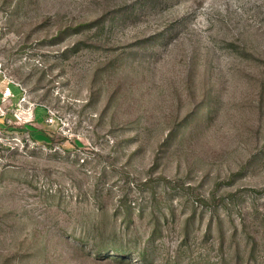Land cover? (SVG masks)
<instances>
[{
	"label": "rangeland",
	"instance_id": "374dc122",
	"mask_svg": "<svg viewBox=\"0 0 264 264\" xmlns=\"http://www.w3.org/2000/svg\"><path fill=\"white\" fill-rule=\"evenodd\" d=\"M0 264H264V0H0Z\"/></svg>",
	"mask_w": 264,
	"mask_h": 264
},
{
	"label": "crops",
	"instance_id": "0c3cea01",
	"mask_svg": "<svg viewBox=\"0 0 264 264\" xmlns=\"http://www.w3.org/2000/svg\"><path fill=\"white\" fill-rule=\"evenodd\" d=\"M1 89H5V86H4V81L2 79V76L0 75V91Z\"/></svg>",
	"mask_w": 264,
	"mask_h": 264
}]
</instances>
